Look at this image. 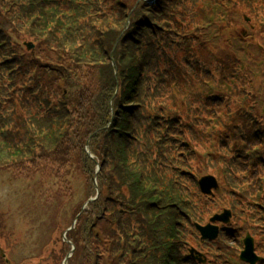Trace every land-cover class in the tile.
Returning a JSON list of instances; mask_svg holds the SVG:
<instances>
[{
    "label": "trees",
    "instance_id": "16d2710c",
    "mask_svg": "<svg viewBox=\"0 0 264 264\" xmlns=\"http://www.w3.org/2000/svg\"><path fill=\"white\" fill-rule=\"evenodd\" d=\"M201 1L0 0V163L26 162L39 151L46 158L65 157L68 148L83 150L89 140L101 164L95 174L98 159L85 153L91 195L99 189L100 196L90 202L76 227L68 232L76 246L70 264H202L189 253V238L195 231L194 221L204 219L208 208L205 197L214 200L199 197L198 180L189 173L197 153L186 140L190 142V135L195 141L209 139L205 126L221 119L216 114L204 121L199 111L211 109L226 95L221 92L202 97V101L197 98L193 121L182 120L174 140L171 134L179 120L153 141L157 131L145 125L149 101L141 86L145 68L149 67L150 73L155 70L157 53L165 48L158 42H172L178 34L170 29L169 22L184 21L178 19V7L190 12L199 9ZM209 2L221 6L217 1ZM228 3L232 9L241 4L257 20L264 13V0ZM223 16L221 11L219 20ZM242 21L253 28V20L242 17ZM194 39L182 36L177 42L189 44ZM26 40L44 48L47 58L40 60L36 52H28ZM94 72L100 74L97 91L81 93L85 86L80 83L81 74L90 78ZM118 87L122 90L120 98ZM65 88L71 93H65ZM70 95L76 96L77 106ZM112 106L115 115H111ZM156 110L159 113L158 107ZM226 130L229 133H219L216 146H221L228 184L225 194L235 211L244 204L251 209L249 222L254 224L259 209L252 203L260 199L264 204V182L253 173V177L249 175L252 179L245 177V181H253L240 195L234 186H240L241 172L249 164V172L252 168L254 172L264 170V155L246 156L231 150L230 136L239 135L238 127ZM205 157L213 163L212 155ZM218 241L226 246L222 239ZM64 244L66 255L71 245ZM211 244L216 243L204 246ZM206 254V264H228L222 251ZM258 264H264V259Z\"/></svg>",
    "mask_w": 264,
    "mask_h": 264
},
{
    "label": "rangeland",
    "instance_id": "374dc122",
    "mask_svg": "<svg viewBox=\"0 0 264 264\" xmlns=\"http://www.w3.org/2000/svg\"><path fill=\"white\" fill-rule=\"evenodd\" d=\"M203 1L199 3L200 12L198 10L201 18H196V21L200 22L202 26L196 29V35L187 34V37L195 38L196 40L189 44L182 43L183 48L186 49L191 44L197 58L203 61L218 82H222L221 87L220 85L218 86L225 90L228 85L229 89L227 91L231 90L232 95H234L231 106L234 111H236L235 108L240 106L239 101H244L246 106H251L252 110H256L258 115L264 117V62L258 58V56L264 55H260V52L264 53V13L262 12L261 18L257 20L249 9L244 8L241 4L235 9H231V13L227 15L228 8L224 7L225 21H219L217 18L215 26L211 25L209 27L208 24L213 21V17L204 14L208 9L206 8V0L202 5ZM220 1L225 3V0ZM262 3L259 4L261 5ZM216 10L218 11V9ZM244 16H248L250 21L253 20V28L250 29L243 23L242 17ZM185 19L187 22L183 26L185 31H188L193 27L188 24L190 19L187 17ZM219 28L223 31L221 35H218ZM204 37L212 39V42L206 48L199 47L197 41V39ZM172 47L179 48L183 52V49L178 45H172ZM41 52L47 53L43 48ZM237 58L242 60L236 61ZM159 63H164L167 68L172 67L170 60L167 59H161L156 64ZM240 63L245 65V70L240 71ZM164 64H160V66ZM88 69L85 68V71ZM173 71H176V69L173 68ZM192 71L195 76H187V78L182 79L180 86L175 87L173 92L166 94L162 101L169 104V106L173 105L171 107L175 108V110H172L170 115L176 120L186 119L187 122L193 121V116L197 112V98L202 100V97L207 92V88H202L203 84L198 82L201 77L205 80L203 72H197V65L194 66ZM90 75V78L87 79L88 81L85 82V86L81 89V93H90L93 89L92 87L96 89V79L99 80L100 74L99 72H94V74ZM230 77L231 82H229ZM167 79L170 78L167 77ZM231 87H234V91ZM200 89L203 94L201 92L198 93ZM245 96L247 98L242 100ZM73 97L74 104L77 106L76 96L74 95ZM182 111L184 115L187 112L190 115L184 116L181 114ZM199 113L204 121L210 115L205 108L200 110ZM245 122L246 120L244 119H238L237 121L238 124H244ZM191 139L190 135L189 143L192 146L198 144V147L193 146L197 153V157L192 162L193 164L195 163V165L192 164L193 171L197 176L207 175L208 173L213 174L220 183V189L215 193L216 196L212 198L214 201L211 202L202 195L205 197L204 202L207 203V207H210L213 213L216 211L221 212L226 208L229 209L232 205L227 201L229 198L225 194L228 184L221 163V148L215 150L216 152L212 155L214 161L209 164L205 155L208 151H211L212 141L209 139L208 141L203 140L204 145H202L203 141ZM237 146L240 150L243 144L237 141ZM86 149V146L83 147V150L81 147L73 150L68 148V154L65 157L48 158L39 151L35 158L33 157L31 160L12 163L8 167V171L7 168L3 169L4 167H0L1 264H37L36 256L39 252H43V255L46 256L45 264H64L66 255L63 250L67 246L64 244L63 239L66 230L73 222L72 212L80 205L82 209L83 204L92 196L93 192L90 183L91 175L89 174L88 176V172H86L88 170L85 168V164H87L85 162ZM64 152H67V150L60 151L58 154ZM207 166L210 167L208 168ZM253 173L252 171L250 172L251 177H253ZM246 176L248 179H252L249 175ZM247 187L248 185L242 183L243 189ZM240 193L236 194L240 195ZM203 197L201 198L204 199ZM245 211V206H237L236 211L233 212V218L227 224L228 228L224 230L229 234H233L231 228L235 229L239 235V241H232L231 237L233 238V235H225L229 236L222 237L223 240L229 241L226 246L216 238L217 240L213 242L216 244H211L210 247H207L204 246L203 241L199 240L198 236L192 235L189 238L190 245L204 253L210 252L214 254L216 253L215 251H221L224 246L225 249L222 251L226 252V262L228 264H237L241 250L240 239L246 236L250 228L254 229L255 227L254 224L244 221L245 218L247 219ZM220 226L221 228L226 227L222 224ZM56 227H59V229H56ZM256 233L258 236L261 232L257 231ZM255 241L259 245H264L258 238H255ZM204 243L210 245V242ZM257 250L262 253L258 248ZM3 256L7 258L4 259ZM217 264H220V262Z\"/></svg>",
    "mask_w": 264,
    "mask_h": 264
},
{
    "label": "water",
    "instance_id": "95a60500",
    "mask_svg": "<svg viewBox=\"0 0 264 264\" xmlns=\"http://www.w3.org/2000/svg\"><path fill=\"white\" fill-rule=\"evenodd\" d=\"M209 227H206L205 229H203V234L204 236H206V230L208 229ZM246 254H249V252L247 251ZM252 262H254V260H251Z\"/></svg>",
    "mask_w": 264,
    "mask_h": 264
}]
</instances>
